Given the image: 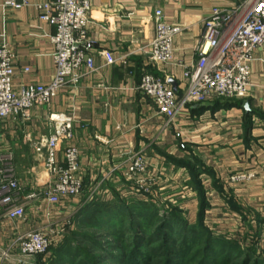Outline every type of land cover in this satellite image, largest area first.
I'll list each match as a JSON object with an SVG mask.
<instances>
[{
	"label": "crops",
	"instance_id": "0c3cea01",
	"mask_svg": "<svg viewBox=\"0 0 264 264\" xmlns=\"http://www.w3.org/2000/svg\"><path fill=\"white\" fill-rule=\"evenodd\" d=\"M27 1L28 5L18 10L0 5V46H11L15 51L16 87L49 84L56 73L51 41L56 28L40 19L39 10L40 4L51 0ZM244 1L92 0L88 36L94 42L92 55L97 70L86 74L77 86L62 90L50 106L34 109L30 120L7 123L6 142L13 150L30 151L35 159L34 141L52 132L49 115L75 118L74 142L80 149L84 180L82 208L121 192L123 172L135 154L146 157L148 172L157 179L151 199L172 195L198 198L189 186L192 175L186 167V163L196 166L197 159L202 164L199 179L207 198L215 200L210 202L206 219L223 209L226 228L261 233L264 171L247 183L229 186L226 181L232 174L264 164V45L252 60L249 96L190 104L180 110L174 125H167L166 118L139 89L143 74L151 72L170 84L174 81L181 96L186 87L183 73L199 58L195 47L204 20L214 8L231 9ZM158 9L166 23L183 28L175 41L174 62L169 65L154 62L146 53ZM101 51L111 53L115 62L109 64ZM235 100L249 101L251 111L246 113L244 105H226ZM178 132L183 136L178 137ZM38 169L43 176V168Z\"/></svg>",
	"mask_w": 264,
	"mask_h": 264
},
{
	"label": "built area",
	"instance_id": "2783aa9c",
	"mask_svg": "<svg viewBox=\"0 0 264 264\" xmlns=\"http://www.w3.org/2000/svg\"><path fill=\"white\" fill-rule=\"evenodd\" d=\"M0 5L18 10L28 5V1L0 0ZM39 10L40 19L56 28L51 38L56 73L49 84L16 87L15 51L11 46H0V237L13 238L10 249H3V241L0 242V261L15 260L19 264L47 254L54 241L46 228L24 227L30 220L27 212L31 205L47 203L44 209L37 206L35 214L41 212L50 218V206L83 194L84 180L80 149L74 142L75 118L60 113L49 115L52 132L34 141L35 159L29 170L33 182L29 192L18 176L14 150L5 139V125L30 120L34 109L50 106L62 90L77 86L86 74L97 70L92 55L94 42L88 36L92 0H51L40 4ZM182 31L180 25L166 23L163 11L156 10L154 36L146 49L150 59L166 65L173 63L175 41ZM263 45L264 0H245L231 9L214 8L203 22V33L195 47L199 58L183 73L186 82L183 94L179 96L169 80L151 72L143 74L139 89L152 100L167 125H174L180 110L190 104L249 96L252 60ZM99 54L109 64L115 62L111 53ZM177 136L183 134L178 132ZM39 167L45 172L43 176ZM148 167L146 157L135 154L123 172L125 181L131 184L129 189L144 196H150L157 184ZM263 171L264 164L232 174L226 184L250 182ZM260 239L264 242V227Z\"/></svg>",
	"mask_w": 264,
	"mask_h": 264
},
{
	"label": "trees",
	"instance_id": "16d2710c",
	"mask_svg": "<svg viewBox=\"0 0 264 264\" xmlns=\"http://www.w3.org/2000/svg\"><path fill=\"white\" fill-rule=\"evenodd\" d=\"M243 104V101L235 100L227 102L226 105L243 107ZM181 164L184 165L185 163L182 162ZM186 167L189 168L192 175L189 186L197 192L199 200V222L196 225L190 226L186 224L179 215L180 211L177 208L167 209L165 217L164 215L162 217L160 215L161 209L155 203L139 201V204L137 202L130 206L119 200V193L114 194L120 204L118 202L115 203L114 200L103 203L104 205L99 203L98 200L92 201L83 206L76 216L74 223L82 221L96 227L99 224L105 223L107 225L106 230H111L115 238L123 240L124 227L118 221L123 219L125 215L129 216L134 226L131 232L135 240L130 244L131 250L127 254L114 256L120 263L139 264L142 261L144 264H187L188 255L191 254L190 252L193 250V247H196V264H264V255L258 254L257 250L250 249L246 251L237 242L214 238L205 224L210 204L206 190L199 179L200 173L203 170L202 164L196 159V166L186 163ZM151 226H158V230L155 232L147 231L148 236L141 234L143 230ZM118 227L121 228L119 234L116 232ZM72 231L79 233L82 237L85 236V232ZM88 238L94 244L98 243L94 237ZM124 245L126 246L123 243ZM61 246L62 244L55 248L53 246L50 247L49 252H52L53 255L51 256L50 254L48 261H43V257L48 254L37 257L42 264H102V256L91 254L90 249L72 248L71 252L73 254L68 253V250L63 255L60 251ZM103 248L101 246V249ZM148 248L149 251H147ZM67 254L74 257L68 259L66 257Z\"/></svg>",
	"mask_w": 264,
	"mask_h": 264
},
{
	"label": "rangeland",
	"instance_id": "374dc122",
	"mask_svg": "<svg viewBox=\"0 0 264 264\" xmlns=\"http://www.w3.org/2000/svg\"><path fill=\"white\" fill-rule=\"evenodd\" d=\"M15 153V159H16V165H17V172L18 176L22 179H25L24 183H29L26 184V192L30 191V184L33 182V175L29 173V170L33 164V156L30 151L23 150V149H14ZM158 178V177H157ZM158 184V183H157ZM157 184L155 186H157ZM129 186H131L130 183L128 182H122L121 184V192H119V200L123 201L124 203H127V205H134L139 201H149L153 202L156 205L159 206L161 209L160 215H164L165 217V212H167V209L170 208H177L180 211V216L183 218V220L186 222L188 225H196V223L199 222V213H198V207H199V200L198 198L194 197V195H185V198H182L180 196L182 195H176V196H171V197H161L159 196L158 199H151L149 196H144V193H139V192H134L131 189H129ZM155 188V187H154ZM156 189V188H155ZM174 190H179L178 188H174ZM176 194V193H175ZM210 199H208V202L215 203V200L212 199V197L209 196ZM197 199V200H196ZM120 202L118 201V198H116L115 194L112 193L109 195H105L104 198H101L98 200L99 203L106 202H111V201ZM81 198H75L73 201L69 202L68 204L66 203H61L60 205L57 206H50V210L52 212L50 218L44 216L42 217L39 214H35L37 210V206H41V208H45L47 206V203L45 205L41 204H32L31 208L28 210L27 214L29 215V223L24 226L27 229L31 228H46L50 232V236L54 239L53 243L51 246L58 247L60 244L62 246L60 247V251L62 252L63 255H65L66 252L72 253L71 250L72 248H86L87 250H91V254H95V256H102V264H126L120 263L116 257L114 256H123L124 254H127L131 248L130 244L135 240L133 237V233L131 232L133 229V223L132 219L125 215L123 219H120L118 222L121 223V226L124 227V234H123V240H118L117 238L114 237V233L109 231V229L106 230V224L102 223L101 225L99 224L98 227L93 226V225H88L86 222L80 221L79 223H74V220L78 213L81 211L82 206L80 205L81 203ZM197 202V205H196ZM139 206V205H138ZM197 206V207H196ZM223 207V206H222ZM208 211V210H207ZM216 213L213 214L212 216L209 214V218H205V224L206 227L210 230L214 238L218 239H224L229 242H237L242 249L248 251L250 249H254L258 251V254L264 255V249L262 248L264 246V242L261 241V233H259L256 230H251L249 229L247 232L243 231L241 232L240 230L237 231L236 228H226L225 223L227 221L225 220L226 217L223 214L224 210L223 209H217L215 211ZM127 216V217H126ZM41 217V218H40ZM33 219V221H32ZM218 221L215 223V221ZM71 222V225L68 224V222ZM86 224V225H85ZM114 229V228H113ZM72 230H77L78 232H85V236L82 237L80 236L79 233H74ZM115 230V229H114ZM158 230V226H151L148 227L147 229L143 230L141 234L144 236H148L146 233L148 232H155ZM121 231V228H117L116 232L119 234ZM263 231V230H262ZM116 233V234H117ZM88 237H94L96 240V244L91 242V240ZM0 242L3 241L2 244H4L2 247L3 249H10L12 246H10V241L13 240L3 238L2 236L0 237ZM126 244V246H123V243ZM101 246L104 248L101 249ZM153 246V245H152ZM149 247V246H148ZM150 248V247H149ZM149 248L147 251H149ZM195 251L196 247H193V250L190 252L191 254L188 255L187 258V264H196L195 262ZM48 254V255H47ZM45 255L47 256H42L43 261H48L51 256L53 255L52 252H49ZM60 254V255H62ZM66 257L72 258L74 257L73 255H66ZM163 261V259H162ZM161 261V262H162ZM45 263V262H44ZM0 264H19L15 260H10V261H0ZM23 264H42L41 261L39 260L38 257H32V258H27L25 259ZM139 264H144L142 261ZM154 264H160V263H154Z\"/></svg>",
	"mask_w": 264,
	"mask_h": 264
},
{
	"label": "water",
	"instance_id": "95a60500",
	"mask_svg": "<svg viewBox=\"0 0 264 264\" xmlns=\"http://www.w3.org/2000/svg\"><path fill=\"white\" fill-rule=\"evenodd\" d=\"M171 84L173 85L174 87V90H176V83L174 81H171ZM244 109L246 111V113H249L251 111V108H250V102L249 101H244Z\"/></svg>",
	"mask_w": 264,
	"mask_h": 264
}]
</instances>
